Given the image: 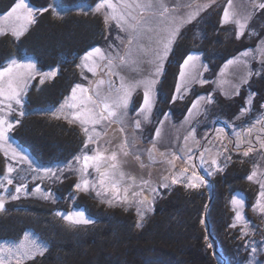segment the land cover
Masks as SVG:
<instances>
[{
    "label": "trees",
    "instance_id": "obj_1",
    "mask_svg": "<svg viewBox=\"0 0 264 264\" xmlns=\"http://www.w3.org/2000/svg\"><path fill=\"white\" fill-rule=\"evenodd\" d=\"M13 2L0 0V14ZM29 2L33 7L55 4L63 10H77L94 8L97 0ZM218 14V9H210L198 21L186 26L165 62L159 83L163 104H158V108L160 115L168 113L175 123L187 116L192 102L203 94L213 97L209 117L216 124L225 125L239 117L238 124L245 127L263 111L264 67L259 76H252L247 84L240 86L239 94L225 95L222 87L214 86L216 74L227 60L249 47H256L255 39H237L230 27H220ZM260 16H264V10ZM109 30H116L115 25L106 29L101 14L88 11L87 14L73 12L56 16L50 9L38 15L36 23L19 40L10 34L0 36V64L12 56H22L34 59L42 71L52 67L59 69V74L51 81L38 87L31 85L25 98L26 114L15 116L21 123L10 133L39 165L68 162L83 148L85 137L76 125L48 116H33L31 112L52 109L63 101L71 85L83 79L77 67L80 55L92 46L108 42ZM189 52L202 55L209 68L205 77L208 83L194 85L183 99L173 102L177 67ZM253 92L252 110L241 115V109L248 107L246 100ZM9 163L0 153V177ZM253 164L251 156L234 155L224 172L210 180L209 194L202 188L186 189L183 184L160 189L153 210L146 213L141 228L136 227L138 216L134 209L108 207L88 193L76 192V178L65 175L61 183L48 187L61 198L58 203L33 197L6 201V210L0 213V241H19L26 231H32L45 241L46 253L26 264H253L246 238H241L243 226L230 227L233 209L229 204L234 193L242 194L249 224L258 225L250 212L258 190L246 178ZM73 196H76L75 205L85 208L96 221L94 224L70 227L55 216L56 211H69L65 204ZM202 219L204 224H201ZM211 239L217 242V252ZM209 242L212 248L207 247ZM255 257L256 264H264V253L258 251Z\"/></svg>",
    "mask_w": 264,
    "mask_h": 264
},
{
    "label": "snow or ice",
    "instance_id": "obj_2",
    "mask_svg": "<svg viewBox=\"0 0 264 264\" xmlns=\"http://www.w3.org/2000/svg\"><path fill=\"white\" fill-rule=\"evenodd\" d=\"M215 3V0H97L95 7H81L79 10L87 14L88 11L101 14L106 29L113 24L117 29L115 37L117 43L109 42L107 48L93 47L81 57L78 68L86 69L94 77L88 85L77 83L72 87L70 95L65 97L58 109L50 110L51 115L63 118L69 125H79L85 139L81 153L73 157L64 168H41L18 146H13L10 133L21 123L20 119L12 116L19 108L18 115L23 117L25 98L31 81L39 78L40 84L57 75L58 69L42 71L35 60L31 58L12 56L0 64V149L5 157L11 155L17 166L27 164L28 170L42 173L33 176V180L44 178L60 181L67 169L75 171L77 181L74 184L76 192L95 193L102 203L110 207L124 205L125 210L135 205L138 219L136 227L141 228L147 212H151L152 201L160 195L159 189H169L170 185L183 184L186 189H199L207 184L205 176L197 169H202L205 175L211 176L217 172H224L228 164L232 163V153H238L247 158L251 154L259 153L264 159V115L258 116L251 124L237 128L232 126V137L223 127L213 129L214 136L208 133L200 140L196 138V129L192 128L183 137L184 145L180 155L176 152H158L159 157L169 166L171 175L161 177L158 187L153 186L152 180L145 179L141 173L126 170L128 158L131 156L139 162L140 169L146 165L141 155L135 137V130L142 129L143 123L151 121V115L156 103V86L164 72L165 61L173 50L181 29L195 20L201 12ZM52 10L54 15L60 16L63 9L59 5L49 4L47 7H33L29 0H14L10 8L0 15V35L10 34L19 40L29 27L36 23L37 16ZM250 9V10H249ZM264 10V0H248L247 7L241 11L234 5V0H227L220 19L221 25L235 26V36L240 39L249 29L250 21L256 12ZM250 36L257 35L255 29ZM107 39V37H105ZM250 60H257L264 66V38H260L255 49L249 47L237 56L227 60L221 68L224 76L232 67H243L245 72L239 77V83L233 84L235 94H239L241 85L247 84L253 76ZM207 65L201 61L200 54L190 52L179 64V71L175 84L172 101L183 99L184 94L191 90L195 83H208L203 79V72ZM83 76V72L81 73ZM255 75L259 76L260 71ZM84 79H88L86 76ZM219 83H230L228 80ZM139 89L143 90V100L136 110L137 118H130L129 107L133 95ZM251 93L246 100L248 107L241 109V115L250 112L252 106ZM213 102L211 94L197 96L188 109L185 122L198 115L203 104ZM264 108V104L261 105ZM11 117V118H10ZM168 114L159 121L151 147L147 149L149 160L156 159L157 142L162 139V127ZM239 119V117H237ZM131 121L132 139L129 140L128 125ZM113 125H119L113 129ZM120 133L119 138L113 135L109 138V131ZM227 140V143H225ZM191 141V145L189 142ZM203 141V143L201 142ZM231 145V147H229ZM92 146V147H89ZM243 149V151H241ZM183 160L187 165L177 170L176 162ZM194 159L198 163L194 162ZM16 167L9 163L6 172L0 177V188L4 193H10L8 185L13 184L12 173ZM58 172L60 173L58 175ZM151 173H149V177ZM247 180L259 185L254 211L264 214V169L259 163L252 166ZM24 180V177H20ZM6 182V183H5ZM39 195L43 199L52 198L50 191H45L37 184L31 191L28 184L18 183L15 192L8 197L0 193V212H4L6 198L17 200L20 195ZM75 199V196L72 197ZM231 204L235 212L234 222L230 227L243 224L241 238L249 235L248 221L245 219L243 208L245 199L233 196ZM56 216L62 218L69 226L90 225L94 223L83 209L68 212L57 211ZM205 221L202 219L201 224ZM205 240L208 237L205 236ZM254 243V242H253ZM212 248V243L207 244ZM47 251L46 243L25 232L18 243L0 244V264H26L34 260L37 255L43 256ZM257 252L252 247V253Z\"/></svg>",
    "mask_w": 264,
    "mask_h": 264
},
{
    "label": "rangeland",
    "instance_id": "obj_3",
    "mask_svg": "<svg viewBox=\"0 0 264 264\" xmlns=\"http://www.w3.org/2000/svg\"><path fill=\"white\" fill-rule=\"evenodd\" d=\"M172 2H174V0H172ZM201 2H207V0H201ZM226 3H227V0H215V3L211 4L210 7H208L203 12H201L200 15L195 20H193L191 23H189V24H192L195 21H198L210 9H218L219 10V14L218 15H219V22H220V19H221L222 13H223V8L226 5ZM247 4H248V0H234V5L236 6L237 9H239L241 11H243L247 7ZM79 9H77V10H74V9L73 10L72 9H65V10H63L61 12V15L60 16H66L67 14L73 13V12H82ZM261 11L262 10H260V11H258V12L255 13L253 19L250 21L249 29L246 30L245 35L242 36L241 38L248 37V38H251V39H255L256 44L259 42V39L260 38H264V31L262 32V30L264 29V16H260ZM0 15H2V14H0ZM189 24H186L181 29V31L184 30L185 27L188 26ZM219 24H220V27L221 26H223V27H230L232 29L233 35L235 36V26L234 25H232V24H229V25H221V23H219ZM113 26H114V24H113ZM253 29H255L257 35L250 36L249 35V32L251 30H253ZM228 32H230V31L228 30ZM109 33H110V38H109L110 40L108 42H106V43H102V44H99V45H96V46H92V47L86 49L80 55L79 60H78V64L81 63V57L84 55V53L86 51L91 50V48L97 47V46L98 47H101V48H107V45H108L109 42H111V43H117V41L115 39V37L117 35V29L116 30H109ZM0 36H2V35H0ZM253 49H255V48H253ZM189 53H187L182 58V60H181L180 63H182L183 59ZM170 54H171V52L169 53V56H170ZM200 56H201L202 63L203 64H206L204 62V60H203L202 55H200ZM20 57H22V56H20ZM20 57L17 56V58H20ZM25 58H27V57H25ZM37 66L39 67L38 63H37ZM263 67L264 66H262L259 61H257V60H250V68H251L252 72L254 73L253 76H255V73L257 71H260V73H261ZM50 69H58V68L57 67H52ZM50 69H48V70H50ZM78 69L81 70V73L83 72V76H82L83 79L81 81H79V82L75 81L71 85V87H70V89H69L66 97L70 95L71 89H72V87L75 86V84L80 83V84H84L85 86H87L88 85V82L90 80H93L94 79V77L92 76V74L89 73L86 69H81V68H78ZM48 70H45V71H48ZM178 71H179V65L177 67V73H176V76H175L176 77V80H177ZM201 71L203 72V79H205V77L207 75V71H209V68L207 67V71H204L203 69H201ZM244 72H245V69L243 67H232V68H230L228 70V72L224 76H221L220 75L221 69H219L218 70V73L216 74V78L213 81L214 86L216 88L222 87L221 90L225 93V95H229L227 93L235 94V89L232 87V85L239 83V77L242 76L244 74ZM58 74H59V69L57 71V75ZM85 76L88 79H84ZM53 78H50V79L46 80L45 82L51 81ZM223 80H228V81H230V83H223V84L219 83V81H223ZM159 83L156 86V103H155V106L153 108V112H152V115H151V121L149 123H143L142 124V129L135 130V133H134L135 134V137H136V142H137L138 149H139L140 153H142L141 160L146 165V167L144 169H140L139 162H137L131 156L128 158V163L126 165V170L127 171H131L133 173H141L144 176L145 179H149L150 178L152 180V182H153V186H157V187L159 185V182H160L162 176L171 175V173L169 171V166L166 163H164L163 160L159 157L158 152H166V153L167 152H176L177 155H180L181 154L180 153V149L184 145V139H183V137L185 135H187L188 132L192 128H195L196 129V138L198 140H200L202 137H204L205 133H208L209 138H212L214 136L213 129H215V128H221V127H223L225 129V132L228 133V138H231L232 137V126L233 125L237 126V128H242V126L240 124H238L241 119L238 120L236 118V120L234 122H228L225 125L223 123H221V122H219V123L216 124L214 120H211L210 117H209V115H210V107H211V105H212L213 102L210 103V104H203L201 106V110H200L199 114L198 115H194L193 117H191L190 120H189V122H185V118H184L181 122L175 123L174 122V118L172 116L168 115L169 119L165 121V123H164V125L162 127V139L157 142V150L158 151L155 154L156 155V159L155 160H149L147 149L151 147V141H152V138L155 135V129L158 126H160L159 125V121L164 119V114L160 115V113H159L160 110L158 108V104L159 105L160 104L161 105L163 104V100H162L161 93H160V87H159L160 84ZM32 84H33V86L35 85L36 87L40 86L39 78L37 77L35 80L31 81V83L29 85V89H30V87H31ZM194 85H200V84L199 83H195V84L192 85V87ZM189 92L185 93L184 96H186ZM202 96H204V94ZM205 97H206V95H205ZM142 100H143V90L142 89H139L136 93H134L132 103L130 104V107H129V116H130V118H137L136 117V110L139 108L140 104L142 103ZM25 102H26V99H25ZM62 102L63 101H61V103ZM60 104L57 107H54L52 109H48V110H45V111H37V110L36 111H32L31 114L33 116H48L49 118H54L51 115V111L50 110L58 109L59 106H60ZM25 106H24V110H25ZM14 107L17 108L16 112H14L12 114V116L15 117L19 113V108L17 106H15V105H14ZM261 115H264V108H263L262 113L259 116H261ZM187 116H188V114H187ZM54 119H56V118H54ZM58 120L65 121L63 118H60ZM74 125H76V126L79 127V125H77V124H74ZM245 126H247V125H245ZM112 127H113V129H116V128L119 127V125H113ZM127 134L129 136V140H131L132 139V135H133L131 121L129 122V125H128V132H127ZM113 135H115L116 138H119L120 133H118V132L113 133L110 130L109 131V138H112ZM11 140L13 142V146L14 147L15 146H18L20 149H22V151L25 154H27L30 157V159H32L37 166H39L41 168H48V167H51V168H54V169L64 168L65 165L69 161H72L73 164L75 165V162L73 161V158H72L68 162L61 163V164L56 165V166H53V165L52 166H41V165H39L38 161L31 156V154L29 153L28 150H25L24 148H22L21 146H19L13 140L12 137H11ZM201 142L203 143V141H201ZM225 143H227V140H225ZM189 145L192 146L191 145V141L189 142ZM89 147H92V146H89ZM229 147H231V145H229ZM241 151H243V149ZM0 153L4 154L3 149H0ZM80 153H81V150L79 151L78 154H80ZM234 155L242 157L238 153H232V157ZM250 156L254 159V164L258 162L259 165H260V168L261 169H264V159H261L260 158L259 153H254V154H251ZM6 158L9 160V162L11 164H13L14 167H16V172L12 173V176H13V184L12 185H8V188L10 190V193H14L15 192V185L16 184H18V183H25V182L28 184V190L29 191H31L37 184H39L42 189H44L45 191H50L52 193V198L47 199V200L46 199H43L39 195H28V196H26L23 193L19 194L20 195V198L21 197H33V198L45 200V201L52 202V203H58L59 201H61L60 200L61 198L55 194V191L52 188H51V190H49L48 187H51L52 185H56L57 183H61L62 180L64 179L65 175H67V176L68 175H71V176H74L76 178V180L78 179L77 174L75 173V171H68L67 169H65V171H64V173H63V175L61 177V180L58 181V182L57 181H53V180L48 179V178H44L43 182L40 179L33 180L32 177L34 175L37 176V177H39V176L42 175V173H34V172L29 171L28 170L29 166L27 164H22V165L17 166V162L14 161V160H12L11 155H9ZM242 158H244V157H242ZM194 162L198 163V161H196L195 159H194ZM176 165H177V170H179V169L187 166L182 159L181 160H178L176 162ZM197 170L200 171V174L201 175H204L205 176V180L207 181V184L205 186H202L201 188L202 189H205L208 192V194H209L210 193V180H212L217 174H219L221 172H217V173H215V174H213L211 176H207V175H205V172L202 169H199L198 168ZM5 172H6V169H5ZM149 173H151V176L150 177H149ZM59 174L60 173L58 172V175ZM20 177H24L25 179L24 180H21ZM249 182H251V181H249ZM251 183L256 186V188H257L256 190H258V192H259V185L257 183H254V182H251ZM171 186H173V185H170V187ZM159 191H160V189H159ZM0 193L4 194L5 197H8L10 195V193H4V189L3 188H0ZM88 194L91 197L95 198L99 203L105 204L106 206H108L106 203H102L101 202V199L100 198H97L95 196V193H88ZM233 196L243 197V195L242 194H239V193H234L230 197L229 204H230V207L232 209H233V206L231 204V199H232ZM256 199H257V197L252 201V204L250 206V212H251V215L257 220V224L258 225L251 226L248 223L249 235L248 236H245V238H246V245H247V247L249 249V252H250V261L253 264H256V261H255V259H256L255 254L256 253L255 254L252 253V247H256L257 248V252L259 251V252L264 253V214H261V213H259L257 211H254L253 205L256 203ZM10 200H11L10 198H6V201H10ZM155 200H156V198L152 201V209L154 207ZM6 201H5V203H6ZM65 205H67L69 207V211H72L74 209H83V210H85L86 215L90 219H92L88 215V213H87V211H86L85 208H80V207H77L75 205L74 199L68 200V202ZM121 206L124 207V208L126 207L124 205H118V206H115V207H121ZM108 207H110V206H108ZM135 208H136L135 205H132L131 207H128V209H134V210H135ZM61 209H63V207ZM59 211H61V210H59ZM61 212H65L66 213L68 211H61ZM135 212H136V210H135ZM0 213H2V212H0ZM243 213L245 215V219L247 221H249V215H248V212H247L246 203H245V206L243 208ZM56 217L58 219H60L62 222H64L65 224H67V222H65L62 218H60L58 216H56ZM234 217H235V212L233 210V222H234ZM92 220L94 221V223L96 222L94 219H92ZM94 223H92V224H94ZM92 224H90V225H92ZM90 225H80V226H90ZM237 225H242L243 226V224H237ZM70 227H73V226H70ZM26 232L32 233L34 237L40 239L32 231H26ZM22 238H23V236H22ZM18 242L19 241H0V244H3V243H18ZM42 242H45V241H42ZM47 250H48V245H47ZM37 256H40V255H37Z\"/></svg>",
    "mask_w": 264,
    "mask_h": 264
},
{
    "label": "water",
    "instance_id": "obj_4",
    "mask_svg": "<svg viewBox=\"0 0 264 264\" xmlns=\"http://www.w3.org/2000/svg\"><path fill=\"white\" fill-rule=\"evenodd\" d=\"M211 240H212L213 245H214V250H215V252H217V249H218L217 242H216V240H214V239H211Z\"/></svg>",
    "mask_w": 264,
    "mask_h": 264
}]
</instances>
